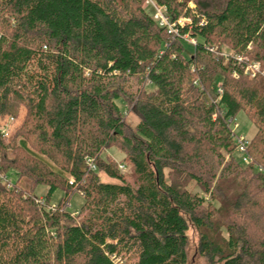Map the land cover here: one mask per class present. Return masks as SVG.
<instances>
[{
  "label": "trees",
  "instance_id": "16d2710c",
  "mask_svg": "<svg viewBox=\"0 0 264 264\" xmlns=\"http://www.w3.org/2000/svg\"><path fill=\"white\" fill-rule=\"evenodd\" d=\"M145 1L0 0V118L25 109L0 132V175L16 176L0 179V264H187L189 224L208 264H264V75L243 72L264 71V0H153L176 34ZM240 112L255 126L243 166Z\"/></svg>",
  "mask_w": 264,
  "mask_h": 264
},
{
  "label": "rangeland",
  "instance_id": "374dc122",
  "mask_svg": "<svg viewBox=\"0 0 264 264\" xmlns=\"http://www.w3.org/2000/svg\"><path fill=\"white\" fill-rule=\"evenodd\" d=\"M190 5H192V3H190ZM156 7L158 8L161 6H158L154 1L153 2H149L147 0L145 1V9L150 14L154 15L157 12ZM158 9L161 10L162 8H158ZM161 13L164 14L163 16L167 18L164 10H161ZM182 19L187 21L185 18H182ZM169 22H171V21H169ZM186 38H187V42L192 45V43L195 39L191 38L189 36H186ZM222 50H223L222 52H225V53L230 52V50L226 47H223ZM186 51H187V55H188L189 51H191L189 46H186ZM146 85H147L148 89L152 88L148 82H146ZM121 105H122V109H123L124 116H125L127 123L131 127H134L135 124L138 122V117L133 112L125 111V107L123 106L122 103H121ZM24 116H25V109L22 107L17 116L4 115L3 117L0 118V127H4L7 130V134L2 135L3 138L5 139V141H9L14 136V134L17 131L18 127L20 126ZM232 122L238 123L237 133L242 134L248 140L252 137V135L255 132V126L248 120V118L244 115L243 112H240L237 115V117L235 119H233ZM231 127H232V125H231ZM18 140H19V138L17 139V141ZM233 142H234V139H233ZM20 143L23 144L24 146H26V144L23 140H20ZM103 156L117 161L119 163L118 165H123L124 168H122V169L119 168V169L123 173L125 179L131 184H133L135 182L136 176L134 175L131 166L126 164V162L121 161V159H123V157H124V154L120 151L119 148H117L116 146H111L104 151ZM234 156L240 160V154L236 150V148L234 150ZM227 158H228V156H227ZM45 160L48 161V164L51 167H54L51 161H49L47 159H45ZM239 163L242 166L247 165V164L241 163V160ZM99 176H100V179L102 181L113 182V183L117 182L115 179L109 178L107 175H105L102 172L99 173ZM15 178H16L15 172L13 170H11L9 173H7L6 179H4V180L7 181L8 183H13ZM47 189H48V187L44 186V185H38L35 188L33 195L37 201L44 203L43 201L45 199V194L47 192ZM188 189L191 190L192 192H197L200 195H204L194 183L189 184ZM62 195H63V191L60 189H57L53 193L47 207L49 208L50 206H52V207L56 208V206L58 205V202H59L60 198L62 197ZM204 196L206 198L208 197L207 195H204ZM82 202H83L82 195L80 193H75L72 196L70 203L67 204V206L75 214L78 212ZM187 236H188V241H189L188 242V263L187 264H208L206 259L204 257L200 256L198 253V234H197V231L195 230V228L193 227L192 224H189V228L187 230Z\"/></svg>",
  "mask_w": 264,
  "mask_h": 264
},
{
  "label": "built area",
  "instance_id": "2783aa9c",
  "mask_svg": "<svg viewBox=\"0 0 264 264\" xmlns=\"http://www.w3.org/2000/svg\"><path fill=\"white\" fill-rule=\"evenodd\" d=\"M147 1L153 2V0H147ZM158 8H162L161 10H164L163 7H158ZM158 8L156 7L157 12L153 15V18L159 23V25L165 26L169 33H175L176 34L177 33V29L175 28V23L169 22L168 21L169 19L164 17L163 16L164 14H162L161 10L158 9ZM184 21H185L184 19L179 18L177 20V23L179 25H183ZM185 38H186V36H185ZM192 44H195V40L193 41ZM209 50L213 51V50H215V47H210ZM222 55L227 56V53L222 52ZM243 72L245 74L249 75L250 77H254L256 74L264 75V71H262L260 69L259 64L256 63V62L249 63L246 67H244ZM234 76H236L235 73H234ZM219 92H221V89H219ZM231 125H232L231 131L233 133V139H234L235 148L240 154L241 163L249 164L250 162H252L251 157L247 153V145H248L249 140L245 136H243L242 134L237 133L238 123L231 122ZM0 132H1L2 135L3 134L4 135L7 134V130L4 127H0ZM90 166L92 168H94V166L91 164V162H90ZM256 167L259 170L262 169L259 165H256ZM119 168L122 169V168H124V166L123 165H119ZM0 179L4 180V179H6V176L5 175H0ZM49 208L54 209V207H52V206H50Z\"/></svg>",
  "mask_w": 264,
  "mask_h": 264
},
{
  "label": "bare ground",
  "instance_id": "6f19581e",
  "mask_svg": "<svg viewBox=\"0 0 264 264\" xmlns=\"http://www.w3.org/2000/svg\"><path fill=\"white\" fill-rule=\"evenodd\" d=\"M259 76V75H258ZM246 167H248V166H246Z\"/></svg>",
  "mask_w": 264,
  "mask_h": 264
}]
</instances>
